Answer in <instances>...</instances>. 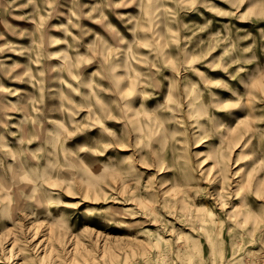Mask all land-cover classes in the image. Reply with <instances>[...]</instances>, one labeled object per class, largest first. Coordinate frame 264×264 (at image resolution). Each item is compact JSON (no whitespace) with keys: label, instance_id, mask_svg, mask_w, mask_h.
Segmentation results:
<instances>
[{"label":"rangeland","instance_id":"1","mask_svg":"<svg viewBox=\"0 0 264 264\" xmlns=\"http://www.w3.org/2000/svg\"><path fill=\"white\" fill-rule=\"evenodd\" d=\"M0 264H264V0H0Z\"/></svg>","mask_w":264,"mask_h":264}]
</instances>
